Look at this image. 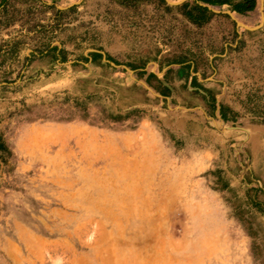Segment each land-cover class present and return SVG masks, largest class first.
Segmentation results:
<instances>
[{"label": "rangeland", "instance_id": "374dc122", "mask_svg": "<svg viewBox=\"0 0 264 264\" xmlns=\"http://www.w3.org/2000/svg\"><path fill=\"white\" fill-rule=\"evenodd\" d=\"M0 264H264V0H0Z\"/></svg>", "mask_w": 264, "mask_h": 264}]
</instances>
